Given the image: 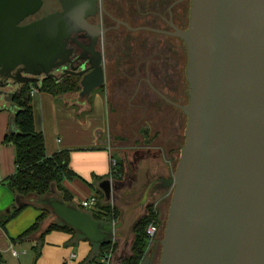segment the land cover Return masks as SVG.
Returning a JSON list of instances; mask_svg holds the SVG:
<instances>
[{"label":"water","instance_id":"obj_1","mask_svg":"<svg viewBox=\"0 0 264 264\" xmlns=\"http://www.w3.org/2000/svg\"><path fill=\"white\" fill-rule=\"evenodd\" d=\"M59 1L61 12L21 26L41 0H0V99L11 111L6 89L55 78L54 71L79 78L82 99L104 84L99 53L85 57L86 69L64 71L71 34L88 37V0ZM172 35L186 48L189 91L185 106L163 98L186 128L173 174L155 181L163 187L157 199L172 189L158 264H264V0H190L187 29ZM98 188L109 201L110 181ZM46 204L89 243L115 238L118 225L58 200Z\"/></svg>","mask_w":264,"mask_h":264},{"label":"crops","instance_id":"obj_2","mask_svg":"<svg viewBox=\"0 0 264 264\" xmlns=\"http://www.w3.org/2000/svg\"><path fill=\"white\" fill-rule=\"evenodd\" d=\"M127 82L128 88L133 90L129 96L111 97L104 89L95 92L93 96L91 93L86 99L80 98L78 94L63 97V103L66 104L63 105L51 95L36 92L30 102L34 127L43 136L46 156L61 150L69 152L68 167L75 177L71 181H63L62 185L73 197V202L78 204L80 200L95 195L94 186L107 180L98 179L108 177L110 174V159H120L123 162V180L118 182L108 179L111 188L109 201L120 211L121 220L115 223L118 227L114 230L116 247L113 264H120L122 258L130 255L129 247L133 234L131 229L129 232L128 229L133 226L124 224L122 216V212H130L124 205L129 195L142 188L145 191L143 194L145 207L150 204L158 206L165 200L156 199L158 193L148 192L149 189L145 190L144 187L150 182L158 183L155 181L161 177L173 174L175 165L171 158L174 152L171 150L175 145L179 147L176 144L178 135L175 115L170 113V109L173 111L175 109L166 103L164 104L170 109H161L157 106L159 103H152L148 110L155 113L149 115L154 117L157 126H150L147 122L145 126H140L138 119L144 116L145 109L141 111L139 107L129 108L134 105L138 93L134 94L135 81L130 79ZM15 88L10 86L5 91L13 94ZM161 91L166 92L164 88H161ZM119 100L124 102L121 103ZM111 105L114 106V111ZM13 112L10 103L0 99V223H3L0 225V264H89L100 254L97 249L79 236L64 231H51L45 234L37 258L34 249L38 244V235L29 236L20 243L13 244V240L34 224L42 210L49 209L44 201L31 203L36 198L33 200L31 197L14 196L2 184L4 179L15 172L14 148L2 144L10 128ZM25 203L28 206L6 222L13 205ZM48 211L51 214L50 210ZM47 220L41 223L42 231L48 224L53 223ZM120 241H126L127 247L117 258ZM9 245L20 253L18 258H13L9 254Z\"/></svg>","mask_w":264,"mask_h":264},{"label":"flooded vegetation","instance_id":"obj_3","mask_svg":"<svg viewBox=\"0 0 264 264\" xmlns=\"http://www.w3.org/2000/svg\"><path fill=\"white\" fill-rule=\"evenodd\" d=\"M189 10L190 0H88L83 12L89 28L88 37H84L85 33L82 32L71 34L67 42V49L71 53L69 54L70 64L66 65L64 71H70V67H77V71L86 69L89 65L86 64L85 57L91 59L92 55L99 53L101 54L104 84L92 93L106 89L105 91H108L110 96H129L133 90L128 88L127 81L132 79L135 81L134 94L138 93V98L134 102L135 107L129 106L130 109L146 108L149 92L179 111L163 99L172 100L161 91V88H168L176 97H179L174 98L176 101L172 100L171 103L185 106L184 103L188 102L189 86L185 73L188 61L187 52L184 43L172 33H174V28L181 31L187 29ZM61 11L59 0H41L39 10L25 18L19 25H26L48 14ZM34 16L37 18L32 19ZM143 33L157 38L153 41L148 40V37L145 38L142 35ZM176 49L179 50L178 53ZM53 75L55 78L49 79L60 81L65 77H73L78 79L79 83V78L65 75L63 71H54ZM43 79L45 78L41 80ZM13 86L16 87L14 94L21 85ZM182 98L183 104L181 105L178 101ZM149 186L150 188H147ZM144 189L160 194L163 187L160 182L154 184L150 182ZM142 190L138 188L137 191L131 193L124 204L126 210L130 211L122 212L124 224L134 227L144 214L142 211L145 205L142 204V198L145 191ZM165 195L166 193L161 194L158 199L170 198V195L164 198ZM133 227L129 228L128 232L130 229L133 232ZM160 235H162L161 230H159V237ZM160 241L148 245V248L152 250L150 264L153 263Z\"/></svg>","mask_w":264,"mask_h":264},{"label":"trees","instance_id":"obj_4","mask_svg":"<svg viewBox=\"0 0 264 264\" xmlns=\"http://www.w3.org/2000/svg\"><path fill=\"white\" fill-rule=\"evenodd\" d=\"M36 18L37 17L34 16L32 19ZM31 87L35 88L37 92L51 95L63 105H66L63 103V97L77 95L80 90L78 79L65 77L60 81L45 78L39 83L24 84L14 92L11 96V104L14 106V112L12 114L14 127L6 132L2 144L10 145L14 148L15 172L13 175L4 179L2 184L5 185L14 196H19L21 198L31 197L33 200L36 198L34 202H31V200V203H42V201L45 203L46 201L58 200L79 211L87 213L94 221L102 224L116 223L119 220L120 211L112 206L110 201L105 200L98 186H94L93 188L97 202L94 209L91 211L81 209L77 203L73 202V197L63 187V181H71L75 177L68 167L69 152L67 150H61L51 156H46L43 136L38 133L34 127V118L30 105L32 97L28 95V91ZM187 103L188 102H185L184 104L187 105ZM146 132L147 130H145L144 135H146ZM123 177L124 164L120 159H116L115 165L111 167L109 176L99 178L98 180L111 179L112 181L120 182L123 180ZM52 190H54V193ZM26 206H28L26 203L22 205H13L10 215L6 218V222L15 217ZM48 214V210H42L34 224L13 240V244L20 243L29 236L38 235V244L34 249L35 257L37 258L43 237L51 231H64L73 236L77 235L86 241L80 234L63 225L58 220L48 224L42 231L41 223ZM157 217L158 213L153 212V205H147L144 214L133 227V239L129 247L130 255L124 258L121 264L141 263L148 248L145 228L152 222L158 224ZM2 224L0 223L1 226ZM92 245L97 249L98 253L108 250L111 246L113 250H115L116 247L109 239L106 242Z\"/></svg>","mask_w":264,"mask_h":264},{"label":"rangeland","instance_id":"obj_5","mask_svg":"<svg viewBox=\"0 0 264 264\" xmlns=\"http://www.w3.org/2000/svg\"><path fill=\"white\" fill-rule=\"evenodd\" d=\"M38 16H40V14ZM142 35L145 38L148 37V40L150 39L151 41H153L154 38H157V37H154V36H150L149 34H145V33H143ZM176 51H177V53L179 52L178 49H176ZM180 70H182V69H180ZM164 91H166V92H164V94L165 95H168L169 97H171L172 100H174V101H176L174 98H176V99L179 98V97H176L174 93L170 92V90H168V88H165L164 87ZM94 93H92V96L94 95ZM148 98L149 99L146 101L147 107L144 108L145 109L144 116L142 115L141 119H138L139 120L138 121V124L140 126L141 125L142 126L143 125L145 126L147 123H150V126L152 125V126L155 127V126H157V122L155 121V119H154L153 116L150 117V115H149V113H155V112H151V111L148 110V109H150L151 104L152 103H155L156 104V102H157V103H159L157 106H159L161 109H164V108L170 109V108L167 105H165L164 102H162L159 99H157L153 95V93H149L148 92ZM172 100H170V101H172ZM182 100H183V98L180 101H178V102L181 103V105L183 104V101ZM104 102H105V100H104ZM119 102L123 103L124 100H119ZM111 109L114 111V106L111 105ZM140 110L143 111V109H141V108H140ZM113 111H111V116H112ZM170 113L175 115L174 116V119H175V122H176V126L175 127H177V135H178V141L176 142V144H178L179 147H177L175 145L174 146V149L171 150V152H174L173 158H171V159H172V161H174V164L173 165L176 166V164L178 162V159H179V156H180L181 148H182V146L184 144V131H185V128H186V117L180 111H177L176 109L174 111L170 109ZM150 129H151V127H150ZM166 139L167 138L165 137L164 140H166ZM52 191L54 193V190H52ZM113 201H114V198H113ZM168 205H169V199H166V200L162 201L157 206V213H158V217H157L158 224H157V226H158L159 230H161V233H162V235H160V237H159V241L162 240V236H163V232L162 231L164 229V223H165V220H166ZM45 219H48L47 221H49V222H56L57 221V219L55 218V216H53V215L51 216V214H48V216ZM119 243H120V249H119V252L117 254L118 255L117 258L120 256V254L123 251L126 250V247H127L126 241H124V242L123 241H120ZM159 253H160V246L158 244V250H157L156 255L154 256V259H153V263L152 264H158V262H159ZM122 260H123V258L120 260V264H121V261Z\"/></svg>","mask_w":264,"mask_h":264},{"label":"built area","instance_id":"obj_6","mask_svg":"<svg viewBox=\"0 0 264 264\" xmlns=\"http://www.w3.org/2000/svg\"><path fill=\"white\" fill-rule=\"evenodd\" d=\"M36 92H37L36 89L31 87L28 91L29 97H33ZM114 165H115V160L110 159V166L113 167ZM171 192H172V189H169L166 192V195L164 198H166L168 195H171ZM96 202L97 200H96L95 195H92L85 199L80 200L78 203V206L85 211H91L94 209ZM153 212L157 213V206H153ZM145 236L147 238L148 245H152L154 242L159 241V228L157 224L153 222L148 224L145 228ZM114 240L115 238L112 239L111 241L112 244L115 243ZM114 251L115 250H113L111 246L108 250L100 253L97 256V258L94 261L90 262L89 264H113ZM8 252L13 258H18L20 255V253L14 250L11 245H9Z\"/></svg>","mask_w":264,"mask_h":264}]
</instances>
